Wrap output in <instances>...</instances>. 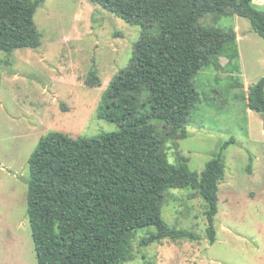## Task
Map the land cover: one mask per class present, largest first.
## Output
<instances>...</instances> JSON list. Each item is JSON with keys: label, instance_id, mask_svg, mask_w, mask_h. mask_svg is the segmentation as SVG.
<instances>
[{"label": "rangeland", "instance_id": "374dc122", "mask_svg": "<svg viewBox=\"0 0 264 264\" xmlns=\"http://www.w3.org/2000/svg\"><path fill=\"white\" fill-rule=\"evenodd\" d=\"M258 1L253 3L264 10ZM34 21L37 47L0 51V264H37L26 206L30 154L52 130L75 138L118 129L97 116V105L112 78L128 67L141 35L139 25L92 0H44ZM196 24L233 30L236 38L216 66L194 76L199 100L184 138L151 122L168 161L177 164L185 156L198 173L212 152L234 139L222 151L216 240L207 239L206 203L196 190L169 188L161 199L162 219L198 239L142 245L155 231L145 226L132 234V256L123 264H264V119L246 106L247 87L264 75V41L236 14L209 12Z\"/></svg>", "mask_w": 264, "mask_h": 264}, {"label": "trees", "instance_id": "16d2710c", "mask_svg": "<svg viewBox=\"0 0 264 264\" xmlns=\"http://www.w3.org/2000/svg\"><path fill=\"white\" fill-rule=\"evenodd\" d=\"M43 1L0 0V51L38 46L34 14ZM92 2L139 25L141 35L128 67L112 78L97 105V116L118 129L75 138L52 130L28 158L26 206L37 264H123L132 256V234L150 225L155 231L142 245L165 238L197 240L194 232L162 219L161 199L169 188L191 187L205 201L206 236L213 243L218 185L225 174L222 151L234 139L212 152L198 173L185 156L177 164L168 161L151 121L184 138L199 100L194 76L204 66H216L236 38L233 30L197 25L199 18L209 12L236 14L264 41V10L253 0ZM91 78H97L94 72ZM247 91V108L264 119V75Z\"/></svg>", "mask_w": 264, "mask_h": 264}, {"label": "crops", "instance_id": "0c3cea01", "mask_svg": "<svg viewBox=\"0 0 264 264\" xmlns=\"http://www.w3.org/2000/svg\"><path fill=\"white\" fill-rule=\"evenodd\" d=\"M259 2V5H263L264 4V0H260L258 1ZM218 61V60H217Z\"/></svg>", "mask_w": 264, "mask_h": 264}]
</instances>
